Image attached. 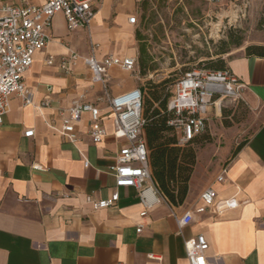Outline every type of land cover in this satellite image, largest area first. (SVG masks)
<instances>
[{
	"label": "crops",
	"instance_id": "0c3cea01",
	"mask_svg": "<svg viewBox=\"0 0 264 264\" xmlns=\"http://www.w3.org/2000/svg\"><path fill=\"white\" fill-rule=\"evenodd\" d=\"M94 1L100 6L90 28L70 31L62 13L54 16L47 30L53 39L35 54L25 75L33 104L10 98L0 126V264H189L184 243L198 234L209 242L210 264H264V57L240 53L228 60V69L245 86L238 102L248 119L225 126L224 98L212 105L206 114L212 140L197 149L185 202L174 206L152 188L147 208L139 190L117 188L109 172L127 142L115 136L106 93L83 60L91 54V41L99 45V59H137L134 25L122 0ZM77 35H88L85 46ZM71 51L80 58L67 73L60 62ZM49 57L54 65L47 64ZM137 66L130 72L110 70L111 96L140 87L137 74L135 82L129 79ZM79 100L100 108L106 131L101 143L88 135V114L77 124L76 143L61 134L68 109ZM45 101L48 106H42ZM31 130L34 135L26 137ZM225 167L226 178L219 182ZM209 187L228 208L199 212ZM115 192L120 194L115 206L97 210L87 202L88 195L99 201ZM186 212L193 221L181 226L178 219Z\"/></svg>",
	"mask_w": 264,
	"mask_h": 264
},
{
	"label": "built area",
	"instance_id": "2783aa9c",
	"mask_svg": "<svg viewBox=\"0 0 264 264\" xmlns=\"http://www.w3.org/2000/svg\"><path fill=\"white\" fill-rule=\"evenodd\" d=\"M42 1V4H35L31 0H0V126L9 111L12 96L18 97L25 106L33 104L34 95L25 82V75L33 66L35 54L46 49L53 39L47 30L51 28L54 16L62 13L68 29L75 31L79 28H90L98 11L94 0ZM129 23L137 24L138 18L130 17ZM98 48V44H92L91 54L83 60L92 73L93 82L102 85L106 93L108 108L114 114L115 136L127 142L109 172L114 176L117 188L139 190L143 204L149 208L151 201L148 192L157 188L151 175L146 140L143 136V91L138 87L117 96H111L108 91L110 70L117 67L126 72L133 71L138 60L112 55L99 59L96 55ZM79 58L77 52L71 51L69 58L61 59V70L69 73ZM47 64L54 65V58L49 57ZM244 89L245 86L229 69L207 73L195 70L187 73L175 86L174 95L169 102V110L174 114L169 124L178 133L179 146H185L206 131V114L212 105L223 98L237 101ZM48 105V101L42 104ZM85 114L90 115L88 135L93 143H101L106 136L101 123V110L91 102H73L68 109V115L63 119L61 134L73 144L76 143L77 124ZM33 135V130L25 133L26 137ZM86 167H89L88 162ZM226 175L227 167L223 168L217 181L223 182ZM159 194L165 199L160 192ZM119 199L118 192L99 201H95L92 195L87 196V202L97 210L115 206ZM201 199L206 207L199 209V212L210 208L217 213L229 207L225 204L226 201L217 200V193L212 187L203 192ZM146 215L147 211L141 213L142 217ZM192 221L191 212H186L178 219L181 226ZM140 231L141 227L138 229ZM184 244L189 264H210L206 256L210 245L204 234L186 239Z\"/></svg>",
	"mask_w": 264,
	"mask_h": 264
},
{
	"label": "rangeland",
	"instance_id": "374dc122",
	"mask_svg": "<svg viewBox=\"0 0 264 264\" xmlns=\"http://www.w3.org/2000/svg\"><path fill=\"white\" fill-rule=\"evenodd\" d=\"M101 1L104 2L98 0V3ZM122 1L127 18H138V23L133 26L135 37L140 33L144 38L142 42L136 39L139 47L137 73L129 78L135 82L137 74L140 87L170 80L168 88L174 95L176 84L186 76L184 69L186 72H214L204 69L207 60L223 58L228 61L246 53L250 46H264V0ZM76 39L78 44L85 46L83 42L88 40V35H77ZM239 40L240 46L231 43ZM141 44L147 46L152 57L144 67L145 74L139 63ZM225 50L227 53L221 54ZM223 101L229 126L245 123L247 109L238 100L224 98ZM206 133L212 140L211 133L207 130Z\"/></svg>",
	"mask_w": 264,
	"mask_h": 264
},
{
	"label": "trees",
	"instance_id": "16d2710c",
	"mask_svg": "<svg viewBox=\"0 0 264 264\" xmlns=\"http://www.w3.org/2000/svg\"><path fill=\"white\" fill-rule=\"evenodd\" d=\"M136 39L142 42L144 38L137 33ZM231 43L236 46L242 44L241 40ZM224 53L227 51L221 54ZM246 55L264 57V46H250L246 50ZM151 59L147 46L141 44L139 63L142 74H145L144 67ZM227 62L223 58L210 59L205 62L204 69L214 72L226 70L228 69ZM184 71L186 74L190 73L186 72V69ZM169 82L170 80H165L160 84L150 82L149 86L141 87L143 91L142 116L145 121L143 136L146 140L149 166L155 186L169 203L178 206L185 202L189 192V182L197 163L196 147L208 143L211 137L205 131L185 146H179L178 133L175 127L169 124L174 118L173 112L169 110V102L173 97V91L168 88ZM226 114L227 110L224 109V123L229 126L230 122L226 120ZM243 145L244 142L235 149L233 155Z\"/></svg>",
	"mask_w": 264,
	"mask_h": 264
}]
</instances>
